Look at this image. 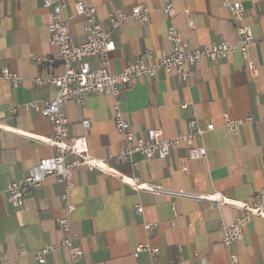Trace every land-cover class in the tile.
I'll return each instance as SVG.
<instances>
[{"label": "crops", "instance_id": "crops-1", "mask_svg": "<svg viewBox=\"0 0 264 264\" xmlns=\"http://www.w3.org/2000/svg\"><path fill=\"white\" fill-rule=\"evenodd\" d=\"M67 1L66 16L73 13L74 4L84 2L97 9V19L104 26L113 11L130 12L137 5L149 8L146 26L129 20L115 30L116 50L111 61L115 74L147 50L155 56L170 53L173 44L167 33L171 25L192 48L238 44L231 10L223 0H174L173 19L163 13V0ZM230 1L242 3L245 23L252 28L254 44L249 58L258 65V77H252L241 55L234 54L222 61L201 62L188 84L160 71L152 80L138 79L123 93L122 108L136 138L148 129L162 130L167 139L187 135L192 120L200 129L215 126L195 143L208 154L206 159L188 162V173L180 170L179 163L187 156L183 146L171 150L164 160L135 155L136 170L118 165L114 157L122 138L114 124L113 98L93 94L82 107L67 104L70 137H86L91 157L114 172L80 167L74 173L69 201L75 206L70 218L72 243L83 252L79 264H152L153 259L158 264L174 260L179 264H230L220 228L241 213L231 206L217 207L207 197L221 195L247 203L264 189V0ZM189 20L194 28L189 27ZM49 22L50 11L42 0H0V69L21 77L17 87L9 80L0 81V264H39L36 257L45 247L55 248L46 256V264H72L69 251L60 247L65 234L57 225L65 217L63 184L47 178L21 208L9 203L6 192L10 183L25 178L40 160L55 155L52 147L28 136L52 137L51 123L21 108L54 99L57 94L54 85L35 84L39 77L63 73L60 62L44 61L59 56L50 42ZM69 28L76 44L86 41L82 19L72 21ZM86 62L92 70L99 66L97 58ZM12 108L18 112L13 114ZM224 115L242 121L252 117L253 122L243 123L239 135L233 136L224 127ZM84 121H90L89 129L83 127ZM132 183L157 191H139ZM138 207L143 213L137 212ZM148 225L152 228L147 229ZM140 244L158 248L159 253L135 257ZM233 250L239 255V264H264L263 218L247 225Z\"/></svg>", "mask_w": 264, "mask_h": 264}, {"label": "built area", "instance_id": "built-area-1", "mask_svg": "<svg viewBox=\"0 0 264 264\" xmlns=\"http://www.w3.org/2000/svg\"><path fill=\"white\" fill-rule=\"evenodd\" d=\"M43 7L50 11V22L48 31L50 42L58 49L59 56L56 59H44L45 62L53 64L58 61L62 65L63 73L60 76L50 75L45 78H37L35 84L44 86L54 85L57 94L54 99L43 102H32L21 107L25 111H34L44 119L48 120L53 127V136L47 139H40L33 135L30 138L41 140L55 150V155L39 161L37 165L29 170L28 175L18 181H14L7 186L8 201L14 208H21L25 198L34 190L40 189L49 177L56 178L63 184L64 191L61 200L65 203V217L57 220L59 230L65 234L61 246L69 251L72 264H79L83 258L80 247L74 246L71 234V215L75 211V206L69 201V193L74 188V173L80 167L88 170H101L114 173L108 166L96 159L89 153V146L86 137L71 138L69 135V119L66 106L69 102H74L77 107H82L85 98L93 94L107 95L114 100V124L117 132L122 138V147L114 157L118 165H127L132 170L138 168L135 155H141L145 159H161L169 157L171 150L178 147H186L187 156L180 161V170L188 173L187 163L206 159L207 149L196 146L205 133L215 130L213 124L200 129L197 121L189 123L191 132L174 139H167L162 130L148 129L141 138H136L135 133L125 118L122 108L123 93L131 87L138 79H154L160 71L174 74L183 84L193 78L196 67L203 61H222L234 54H240L246 63V67L252 77L259 76L258 65L249 58V48L254 44V36L250 25L245 23L244 9L240 2L223 0L225 7L232 13V23L235 26L238 44L231 42L213 43L204 49L190 47L179 35L176 28L171 25L168 29L167 40L173 44L170 53L162 52L155 56L152 51L133 57L126 65L122 73L115 74L111 68L112 54L116 50L114 42V32L129 20H135L146 26L149 20L150 10L143 5L135 6L130 12L113 11L109 15V24L104 26L97 19V9L84 2L74 4L73 13L65 15L68 7L67 0H42ZM163 13L170 19L176 16L174 10V0H163ZM82 19L85 22L84 32L86 41L83 44H76L70 31V23L75 19ZM189 27L194 28V23L189 20ZM89 58H97L99 66L92 70L86 62ZM41 62L43 60H40ZM6 79L17 87L21 77L11 72L9 69H0V81ZM185 107V105H184ZM11 112L16 114L17 108H12ZM224 127L233 135L238 136L240 127L245 122H253L249 117L245 121L233 120L224 115ZM83 127L89 129L90 121H84ZM127 178L124 177L123 180ZM136 190L155 192L157 189L143 184L136 186ZM183 196L184 193H181ZM197 199L206 197L194 195ZM213 205L217 207L231 206L241 214L228 225H221V244L228 251L230 264H239V255L233 250L239 243L249 223L255 218L264 219V189L257 192L250 202L243 203L227 199L221 195L207 197ZM137 212L143 213V208L138 207ZM174 218H177L178 211L173 207ZM172 226L175 225L173 221ZM152 226L148 225L147 229ZM54 247H45L36 257L39 264H46V256L52 252ZM143 253H149L155 257L159 253L158 248L148 245H137L135 257ZM152 264H158L153 259ZM171 264H179L174 260Z\"/></svg>", "mask_w": 264, "mask_h": 264}]
</instances>
